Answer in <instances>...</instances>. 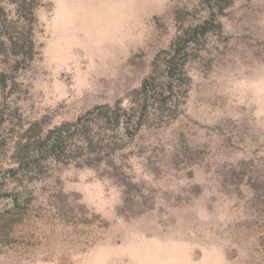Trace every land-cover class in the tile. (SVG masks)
<instances>
[{"label":"rangeland","instance_id":"rangeland-1","mask_svg":"<svg viewBox=\"0 0 264 264\" xmlns=\"http://www.w3.org/2000/svg\"><path fill=\"white\" fill-rule=\"evenodd\" d=\"M42 1V57L19 77L30 96L13 100L24 113L54 109L53 122L115 99L127 106L175 34L170 0ZM221 22L205 59L187 66L186 104L159 133L165 149L151 162L160 175L132 163L147 188L143 210L117 215L120 189L95 168L56 169L62 190L79 193L107 225L64 226L35 200L0 240V264H264V216L250 208V181L264 180V0H237ZM182 139L195 152L182 155Z\"/></svg>","mask_w":264,"mask_h":264},{"label":"trees","instance_id":"trees-1","mask_svg":"<svg viewBox=\"0 0 264 264\" xmlns=\"http://www.w3.org/2000/svg\"><path fill=\"white\" fill-rule=\"evenodd\" d=\"M236 1L170 0L175 34L153 54L148 71L130 91L128 105L115 99L53 122L54 109L24 113L13 100L27 99L31 93L19 77L41 60L43 27L36 11L44 3L0 0V240L39 199L64 226L107 225L87 208L79 193L62 190L54 171L69 165L95 168L100 178L113 181L120 189L117 215L132 216L143 210L140 197L147 188L134 179L132 163H144L150 174L160 175L151 161L165 149L158 139L160 131L171 126L187 102L191 86L187 66L205 59L201 51L215 42L222 29L221 17ZM209 64L207 59L205 65ZM148 128L154 136L136 144L134 139ZM167 148L176 164L181 161L177 148ZM183 149L195 152L184 139L182 155L188 156ZM250 187L252 214L264 216V180L250 181Z\"/></svg>","mask_w":264,"mask_h":264}]
</instances>
